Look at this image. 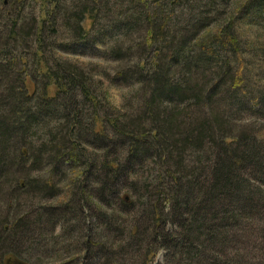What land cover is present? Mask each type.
<instances>
[{
	"label": "trees",
	"instance_id": "1",
	"mask_svg": "<svg viewBox=\"0 0 264 264\" xmlns=\"http://www.w3.org/2000/svg\"><path fill=\"white\" fill-rule=\"evenodd\" d=\"M26 3L0 0V264H264V138L243 122L263 125L264 87L242 32L264 26V0H38V20ZM105 21L111 59L138 35L114 78L135 82L123 110L50 43L62 26L83 45ZM70 159L80 174L57 207L15 218L58 196ZM75 236L73 255L59 244Z\"/></svg>",
	"mask_w": 264,
	"mask_h": 264
},
{
	"label": "rangeland",
	"instance_id": "2",
	"mask_svg": "<svg viewBox=\"0 0 264 264\" xmlns=\"http://www.w3.org/2000/svg\"><path fill=\"white\" fill-rule=\"evenodd\" d=\"M67 3H71L77 0H66ZM38 0H27V3L23 9V14L29 15L30 17L36 18V20L40 19L39 17V12H38ZM0 19L4 20V12L1 11L0 9ZM30 19V18H29ZM108 22H103V26L100 24H97L95 28L91 31L89 34V38L83 41V45L81 44H72V39L68 36L66 29L60 26V33L58 34L57 38L55 39H50V43L54 41V49L53 52L61 56V58L66 59L71 62H76V64L82 66L84 69L87 71H90L94 79V81L97 82V91H101L102 93H105L108 98V102H110V106L108 109L112 110H123L125 107H129L127 103V100H129L133 93L134 89H132V86L135 87V82L128 81V80H114L115 76L118 75V69L123 70L126 66L129 68L132 67V63L134 60L132 59L134 56L133 52L136 50V44H137V36H133V39H123V36L119 38V41H121L122 47L123 48H129L131 47L133 50L131 51L132 53H128L126 56L127 59H121V60H114L111 59L108 51V48L111 46L110 44L113 43L112 40H109V37L111 36H116L119 37L120 33L116 32L115 30H107L105 32L98 33L97 30L100 31L101 28H108L107 25ZM107 25V26H105ZM243 33L245 34L243 37L244 42H248V44H253L254 47L249 51L248 53L244 54L245 58L248 60V65L249 70H250V75L255 79V81H261L260 86L264 87V79L263 81L260 78L261 72L264 71V26L258 23L254 22H249L247 25L242 27ZM105 37V38H104ZM108 37V38H106ZM123 53L126 50H122ZM118 71V72H117ZM37 82L39 80L35 79ZM259 85V83H258ZM102 98V102L106 103L103 96H100ZM256 116L252 117H246L243 122L245 123H254L256 124L255 129L260 128L259 134L262 133V138H264V123L263 125L262 122L263 120L256 119ZM242 122V121H241ZM45 137V136H44ZM103 151L98 152L100 155ZM72 160V161H71ZM80 166H81V161L78 160H73L70 159L67 165H65V176L66 177H61L59 178V182L56 185V190L58 191V196L56 198H53V200L47 201V199H39L40 203L37 204L36 201H32V203H29L27 199H24L20 201V204L16 206V213L18 214L17 217L15 218H29V220H36L37 215L40 214L38 212V209L42 206H48L51 204V206L57 207V205H54L56 203L55 200H58L59 198L61 199L64 197L69 191L70 188L67 185V182H70L74 179H77L80 174ZM39 174L43 177V180L46 181L48 178H51V171L49 170L48 167H43ZM143 184V182H141ZM141 188L144 187V185H141ZM125 190V189H124ZM145 191V188L142 189V193ZM123 195H126L125 191L122 193ZM31 196V194L29 195ZM95 207H100L99 203L97 202H92ZM14 211V212H15ZM38 212V213H37ZM43 214V212L41 211ZM14 214V213H13ZM126 217V215H124ZM9 218V216H8ZM66 226L63 225L62 223H58L54 235H64L66 232ZM76 233V232H75ZM79 235V233H78ZM77 235V236H78ZM242 236L237 235V237ZM11 239L13 241H17L18 235H13L11 236ZM78 238L75 236V238H72L68 241H64L62 239L60 241V246L63 247V249H66V252H69L70 254L75 255L77 251V242ZM48 243V242H47ZM252 244V243H251ZM26 245H28L26 243ZM68 246V247H67ZM48 248H50L48 246ZM25 249V248H24ZM56 249V248H55ZM245 249V246H244ZM52 250H54L52 248ZM249 252H243V254H248V257H252V252L255 250H248ZM65 252V253H66ZM238 252H241V248L238 249ZM65 253H60L58 252L57 254H60L62 260L67 261L70 256H65ZM165 257L166 254L164 251L158 252L156 259H155V264H162L163 262L165 263ZM170 264V263H168Z\"/></svg>",
	"mask_w": 264,
	"mask_h": 264
},
{
	"label": "water",
	"instance_id": "3",
	"mask_svg": "<svg viewBox=\"0 0 264 264\" xmlns=\"http://www.w3.org/2000/svg\"><path fill=\"white\" fill-rule=\"evenodd\" d=\"M4 2H6V0H4Z\"/></svg>",
	"mask_w": 264,
	"mask_h": 264
}]
</instances>
